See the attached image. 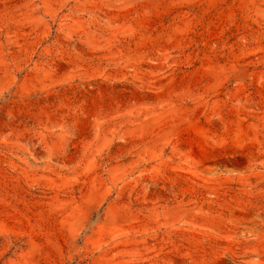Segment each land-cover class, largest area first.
I'll return each mask as SVG.
<instances>
[{"label":"rangeland","instance_id":"1","mask_svg":"<svg viewBox=\"0 0 264 264\" xmlns=\"http://www.w3.org/2000/svg\"><path fill=\"white\" fill-rule=\"evenodd\" d=\"M0 264H264V0H0Z\"/></svg>","mask_w":264,"mask_h":264}]
</instances>
